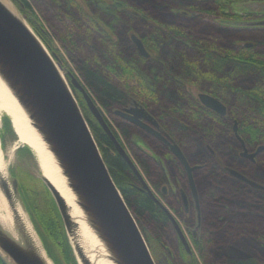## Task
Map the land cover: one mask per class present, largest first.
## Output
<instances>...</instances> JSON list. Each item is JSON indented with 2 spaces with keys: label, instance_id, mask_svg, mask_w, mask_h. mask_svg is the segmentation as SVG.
Segmentation results:
<instances>
[{
  "label": "trees",
  "instance_id": "1",
  "mask_svg": "<svg viewBox=\"0 0 264 264\" xmlns=\"http://www.w3.org/2000/svg\"><path fill=\"white\" fill-rule=\"evenodd\" d=\"M12 1L49 50L62 63L56 50L52 47L54 39L43 22L46 19L47 24L64 44L65 49L70 52L72 60L77 62L76 69L83 83L79 81L90 91L89 93L94 100L108 112L111 113L117 109L122 110L134 101L146 109H150L152 106L157 107L161 111L158 119L162 121V128L182 150L184 145L193 147L187 139L191 135L200 136L209 143L216 141L219 134L231 135L235 120L238 123V133L248 147L264 146V44L223 47L209 38L208 40L195 37L192 31H197L196 25L190 26L191 33L188 34L184 27L166 24L164 27L172 39L186 37L187 41L190 40L194 44L196 50L191 55L186 51H181V54L174 52L171 60L177 61L174 64L177 71L171 68V61L164 62L165 71L153 75V78L148 81L140 71L141 65L148 60L140 57L134 51L133 59L135 61L133 62L135 65H133L124 57L123 44L115 37L118 28L126 24L129 25L130 21L125 20V11H132L136 16L143 14V9L130 4L127 0H94L97 6L94 11L90 12L85 10L77 0H61L65 2L67 8L70 7L71 10H68L64 6L58 9L54 4H51L60 3V0H50L51 5H47L51 8L55 7L59 13L54 16L52 11L49 12L51 16L49 19L48 16L46 17L48 11L44 13L43 10V5L46 4L45 0H33L37 3L39 12L33 7L31 0ZM260 1L263 3H258L256 5L258 7L253 10L264 12V0ZM217 9L213 11L223 12L221 6ZM39 13H42L45 19H42ZM234 16L238 17L237 15ZM222 22L230 26L249 27L248 29L253 33L254 31L262 32L260 29L264 28L261 27L264 26V19L248 21L237 19L235 23L230 22L229 19V21ZM149 28L148 33L143 37V41L148 49L159 50L161 42L166 40V33L164 34L160 27L151 28L149 25ZM92 42H95L97 46L91 47ZM176 56H181L180 62L175 59ZM72 76L74 75L70 72L67 74L69 82ZM174 76L182 82L204 85L206 93L219 98L227 105V118H221L207 110L189 96L185 90L180 91L184 100H180L181 105L164 101L167 104L164 107L158 98L156 81L161 84L162 89H170L171 85L174 87L172 84ZM247 78L251 79L252 82L248 87H245L241 81ZM181 81L176 82V84ZM182 82L180 84L183 86ZM71 87L101 149L110 173L139 226L141 223L147 224L162 236L171 225L168 213L153 199L127 161L117 152L111 138L87 107L81 92L72 84ZM171 116L177 118L178 124L169 123L168 120ZM3 120L5 121V119ZM4 125L8 132L14 134L13 126L9 120ZM130 128L131 124L125 121L124 127L121 128L124 136L128 137ZM113 132L122 143L119 135L114 130ZM26 148L29 149L28 146ZM18 152H22V148ZM136 160L146 175L153 179L154 186L158 189L160 183L166 179L164 169L148 153L138 155L137 152ZM215 172L212 182L214 186L219 187L222 185L221 183L226 181L232 184L231 191L236 193L239 198L259 202L264 206V199L260 195L247 190L244 185L232 183L228 178L223 177L225 172L221 170ZM207 194H211L212 197L215 196V193L211 191H208ZM33 221L49 255L56 264H78L59 212L55 225L58 236L56 240L61 247L64 262L51 247L47 236L37 224L34 216ZM215 221L218 227L215 229L212 226L205 227L200 235L193 240L197 254L194 251L188 253L181 249V255L186 264H201L200 261L204 264H257V260L264 262V235L262 233L256 234L257 243L251 245L245 239L236 240L239 236L238 225L235 224L236 220L223 218L221 221ZM261 221L264 224V219ZM216 229L223 230V232L218 233V236L216 233L215 239H213L211 233ZM242 230L240 235L245 237L246 234ZM142 232L148 243V233L144 230ZM213 256L219 258H213ZM0 264H10L1 253Z\"/></svg>",
  "mask_w": 264,
  "mask_h": 264
},
{
  "label": "rangeland",
  "instance_id": "2",
  "mask_svg": "<svg viewBox=\"0 0 264 264\" xmlns=\"http://www.w3.org/2000/svg\"><path fill=\"white\" fill-rule=\"evenodd\" d=\"M33 7L37 8V3L31 0ZM45 0L43 5L44 13L46 17L50 19V13L53 12L54 16L59 13L58 9L61 6L67 8L65 2L60 0V3H51V1ZM82 7L87 11H94L96 8V2L94 0H77ZM130 4L143 9L144 13L140 15H134L132 11H125V20L130 21L129 25H124L118 28L115 37L123 44L125 54L124 57L133 65L135 61L133 58L135 46L132 41V35L138 37L144 36L148 33L149 25L151 28L160 27L166 33V40L161 42L159 50L149 49V57L146 58L145 63L141 65L140 71L144 74V77L149 81L153 78V75L161 74L165 71L164 62L171 61V68L177 71L174 67L176 60H171L174 52L182 53L186 51L190 55L196 48L194 44L186 37H175L172 39L169 36V32L166 31L164 25H177L180 28L185 26L196 25L197 31H192L193 35L197 38L210 39L217 44L228 46H240L244 44H264V28L260 29L262 32H250L249 27L230 26L222 21H248L251 19L263 20L264 12H259L256 9L258 3H263L260 0H127ZM4 2L13 9L19 16L23 17V14L19 11L17 6L12 0H4ZM54 4L55 7L47 4ZM50 4V5H51ZM90 5V6H89ZM222 7L223 12L213 11ZM253 6V7H252ZM197 7V8H196ZM71 10L70 7L67 8ZM203 9V10H202ZM213 11V12H210ZM253 11V12H252ZM255 11V12H254ZM39 12V11H38ZM224 13V14H222ZM42 19L45 16L39 13ZM60 15V14H57ZM231 15V16H230ZM233 15V16H232ZM237 15L238 17H235ZM229 18V19H228ZM130 19V20H129ZM26 20V19H25ZM27 21V20H26ZM28 22V21H27ZM46 29L50 30L53 36L52 47L56 50L61 59V67L63 73L67 76L70 72L78 80L82 82L76 66L77 62L72 60L71 54L65 49L64 44L61 42L53 30L49 27L46 19L43 20ZM161 25H159V24ZM264 27V26H261ZM188 29V28H184ZM249 31H248V30ZM186 31V30H185ZM208 39V40H209ZM91 47H96L97 44L92 42ZM194 54V53H193ZM181 56H176L179 62ZM177 62V61H176ZM166 64V63H165ZM177 67V66H176ZM177 81H176V80ZM173 85L170 89H162L161 84L156 81L158 98H160L162 105L165 107L167 104L164 101L181 105L180 100L184 101L180 91L185 90L189 96L195 99L199 104L198 95L200 93H206V88L202 84H191L186 81H181L179 78H172ZM181 81L183 86L180 83ZM251 79H243L241 84L248 87L251 84ZM83 83V82H82ZM176 87V88H175ZM90 92V91H89ZM97 103V102H96ZM97 105L102 110L106 121L111 128L119 135L123 146L133 158L141 174L144 177L145 182L154 192V194L160 199L163 205L169 210L173 216L175 222L182 228L184 234L189 239V243L197 254L192 240L193 233L200 235L205 227L212 226L214 229L218 227L217 221H221L223 218L227 220H236L238 225L237 232L238 237L236 240L245 239L248 244H256V234L262 233L264 235V206L259 202H253L249 199L239 198L236 193H232V184L228 182L221 183L219 187L212 184L213 177H215V171L221 170L225 172L223 177H226L232 183L244 185L247 190L257 193L264 199V190L251 189L246 186L240 179L230 174V170H235L243 174L248 180L256 183L257 185L264 187V149L259 151L254 156V161L249 158L243 157V147L241 141L236 137L235 133L232 134H219L216 141L209 143L206 139L191 135L187 139L193 145H184L183 153L186 156L189 164L201 165L194 171L193 178L195 184V190L197 194V200L199 204V210H197L196 199L193 196V191L189 184L185 168L183 164L173 155L170 150L165 148L161 142L156 141L151 135L144 131L140 127H136L131 124L128 137L122 133V127L125 125V119L108 112L98 103ZM153 116L157 118L160 116L161 111L157 107L152 106L147 109ZM7 116V118H4ZM5 119V121L3 120ZM9 120L12 125L11 118L8 115L2 114L0 118V140L2 141V154L5 163L6 176L11 178V174L16 176L20 183V193L24 199L27 209L33 219L37 221V224L41 230L45 233L48 241L57 255L64 262L62 250L56 238V218L58 215V208L55 200L49 191L46 184L41 179V171L38 165L36 153L29 147L26 148V144L19 141L17 133L14 134L6 130L5 122ZM169 123L178 124L177 118L174 116L169 117ZM127 122V121H126ZM129 123V122H128ZM162 124V121H160ZM190 146V147H189ZM192 147V148H191ZM250 153H255L256 148L248 147ZM22 148V152H18ZM143 155L148 153L157 162L162 163L164 171L166 173V179L160 183V187L155 188V182L149 178L143 171L142 167L136 160V154ZM229 171V172H228ZM225 179V178H224ZM170 189L162 193V188ZM208 191L215 193V196L207 194ZM230 192V194H228ZM185 196L187 206L183 201ZM230 195V196H228ZM32 212V213H31ZM141 228L148 233V245L151 253L157 264H186L181 255L180 243L178 237V231L174 222H171L170 228L162 236L157 234L150 226L141 223ZM243 229V230H242ZM241 230L246 234L245 237L240 235ZM223 232V230H213L212 238L215 239V235ZM243 244V242H241ZM247 246V245H246ZM63 248V246H62ZM213 258H219L213 256ZM8 262L13 264L8 258ZM263 262V261H261ZM201 264H204L200 261Z\"/></svg>",
  "mask_w": 264,
  "mask_h": 264
},
{
  "label": "water",
  "instance_id": "3",
  "mask_svg": "<svg viewBox=\"0 0 264 264\" xmlns=\"http://www.w3.org/2000/svg\"><path fill=\"white\" fill-rule=\"evenodd\" d=\"M25 19L4 0H0V79L51 153L75 197V202L82 210L84 220L106 252V255H103L98 249L91 248L87 251L84 248L79 235V224L74 219L67 200L45 176L38 162L40 177L55 200L78 264H96L100 259L109 260L113 264H157L132 210L110 173L71 84L81 92L87 107L109 135L117 152L127 161L153 199L163 207L178 227L177 223L145 182L133 158L116 137L92 95L76 77L72 76L69 82L57 56L49 50ZM132 39L139 54L145 58L149 57L143 41L136 35H132ZM198 98L205 107L221 116L226 114L227 106L219 98L208 93H200ZM115 114L149 130L169 146L173 155L185 167L190 187L197 199L193 171L198 166H191L181 147L155 128L158 122L154 116L136 101L130 107L115 110ZM235 131L237 133V127ZM237 136L241 140L238 134ZM2 141L0 140L1 151ZM263 149L264 146H260L255 153L249 154L245 148L242 154L253 158ZM231 173L259 187L243 174L235 170H231ZM0 193L13 213L12 230L7 229L0 221L2 256L13 264H56L27 209L20 193L18 178L13 174L8 178L6 170L4 174L0 173ZM18 207L23 212L29 228L21 221ZM180 235L188 247L181 232ZM94 253L95 256L92 257Z\"/></svg>",
  "mask_w": 264,
  "mask_h": 264
},
{
  "label": "bare ground",
  "instance_id": "4",
  "mask_svg": "<svg viewBox=\"0 0 264 264\" xmlns=\"http://www.w3.org/2000/svg\"><path fill=\"white\" fill-rule=\"evenodd\" d=\"M5 114L11 118L13 128L18 135L19 141L33 148L36 153L40 168L53 184L59 189L61 194L67 200L74 219L79 224V235L81 244L88 251L91 248L98 249L99 252L106 255L104 248L93 233L92 229L83 218L82 210L75 202V197L67 186L65 177L61 174V170L53 159L51 153L47 150L44 142L41 140L36 131L31 127L30 121L12 96L8 88L0 79V118ZM5 163L0 148V173L4 174ZM19 208V209H18ZM17 208L18 215L23 223L27 224L25 216L20 207ZM0 221L9 230H12L13 213L9 210L5 198L0 193ZM27 228H29L27 224ZM30 231V230H29ZM95 256V253L92 257ZM93 259V258H92ZM96 264H113L109 260L100 259Z\"/></svg>",
  "mask_w": 264,
  "mask_h": 264
},
{
  "label": "flooded vegetation",
  "instance_id": "5",
  "mask_svg": "<svg viewBox=\"0 0 264 264\" xmlns=\"http://www.w3.org/2000/svg\"><path fill=\"white\" fill-rule=\"evenodd\" d=\"M184 28H188L187 29V31H188V34L189 33H191V30H189V28H190V26H185ZM143 37L144 36H140L139 38L143 41ZM132 41H133V39H132ZM133 43H134V46H135V51L137 52V54L140 56V57H142V58H144V59H146L145 57H143V56H141L140 54H139V52H138V50H137V47H136V45H135V42L133 41ZM143 43H144V41H143ZM144 45H145V43H144ZM145 47H146V49L147 50H149L148 48H147V46L145 45ZM149 52V51H148ZM200 101V100H199ZM200 104H201V106H203L204 108H206L207 110H209V111H211L212 113H214L215 115H218L219 117H221V118H227V116H228V107H227V111H226V114L224 115V116H221V115H219L218 113H216L215 111H213V110H211V109H209V108H207V107H205L201 102H200ZM131 105H133V103L131 104ZM130 105V106H131ZM141 105V104H140ZM226 105V104H225ZM130 106H128V107H130ZM227 106V105H226ZM127 108V107H126ZM148 111V110H147ZM114 114H115V111L113 112ZM150 113V112H149ZM151 114V113H150ZM120 117H122V116H120ZM122 118H124V117H122ZM154 118L157 120V122H158V126L157 127H155L157 130H159V131H161L165 136H167L168 138H170V139H172L173 141H175L167 132H165L164 131V129L162 128V126H161V124H160V120L156 117V116H154ZM125 119V118H124ZM127 122H129V123H132V122H130V121H128L127 119H125ZM133 125H135L136 127H140V128H142L144 131H146L149 135H151L156 141H159V142H161L162 143V145L165 147V148H167L168 150H170V148H169V146L167 145V144H165L163 141H161L160 139H158L155 135H153L149 130H147V129H145V128H143V127H141V126H139V125H136V124H134V123H132ZM235 127H237V133H236V131H235ZM233 132L235 133V135H236V137L238 138V136H237V134L239 135V133H238V123H237V121L235 120L234 122H233ZM239 137H240V135H239ZM241 138V137H240ZM239 139V138H238ZM240 140V139H239ZM241 140L243 141V139L241 138ZM240 140V141H241ZM241 141V145H242V147H243V152H244V149L246 148L247 149V151H248V148L246 147V144H245V142L243 141L242 142ZM263 146V145H262ZM260 147V146H259ZM259 147H257L256 149H258ZM257 151V150H256ZM170 152H171V150H170ZM242 152V153H243ZM241 153V155L243 156V157H246V158H249V159H251L252 161H254V157L252 158V157H250V156H244L243 154ZM248 153L249 154H252V153H250L249 151H248ZM151 157V156H150ZM152 159H153V157H151ZM157 164H159L160 166H161V168L162 169H164L163 167V165H162V163H160V162H157L155 159H153ZM191 165V164H190ZM191 166H198V168H200L201 167V165H191ZM185 168V167H184ZM197 169V168H196ZM195 169V170H196ZM194 170V171H195ZM185 171H186V169H185ZM194 171H193V174H194ZM229 172V171H228ZM230 174H232L231 173V170H230V172H229ZM186 174H187V171H186ZM233 175V174H232ZM187 177H188V174H187ZM234 177H236V178H238V179H240L242 182H244L245 184H246V186H248V187H250L251 189H258L256 186H253V185H251V183H249V182H247V181H245V180H243V179H241V178H239V177H237V176H235L234 175ZM188 179H189V177H188ZM193 180H194V178H193ZM195 185V184H194ZM259 188L260 189H262V190H264V187H262L261 188V186H259ZM166 191H171L170 189H168L167 190V188L165 187H163L162 188V193H165ZM193 196H194V193H193ZM183 197V201H184V203H185V206H187V201H186V198H185V196L183 195L182 196ZM195 198V197H194ZM196 199V198H195ZM196 201H197V203H196V206H197V210H199L200 208H199V204H198V200L196 199ZM171 222H173L172 220H171ZM178 225V224H177ZM176 228H177V231H178V237H179V243H180V250L181 249H184V250H186L188 253H192L194 250H193V248L191 247V245H190V243H189V239L186 237V235L184 234V232H183V230H182V228L181 227H179V225H178V227L176 226ZM179 228V229H178ZM180 230V231H179ZM180 232H181V234H183V236H184V238L186 239V241H187V245H188V247L185 245V243L183 242V240H182V238H181V235H180ZM199 235H197V233H193V235H192V240H194L195 238H197ZM257 264H264V262H261L260 260H257Z\"/></svg>",
  "mask_w": 264,
  "mask_h": 264
}]
</instances>
